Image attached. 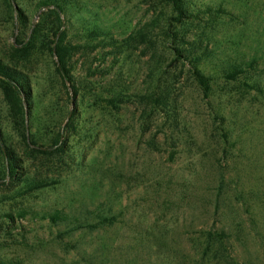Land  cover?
Here are the masks:
<instances>
[{
    "label": "rangeland",
    "instance_id": "obj_1",
    "mask_svg": "<svg viewBox=\"0 0 264 264\" xmlns=\"http://www.w3.org/2000/svg\"><path fill=\"white\" fill-rule=\"evenodd\" d=\"M259 51L264 0H0V264H212L223 229L264 264V97L218 67Z\"/></svg>",
    "mask_w": 264,
    "mask_h": 264
},
{
    "label": "trees",
    "instance_id": "obj_2",
    "mask_svg": "<svg viewBox=\"0 0 264 264\" xmlns=\"http://www.w3.org/2000/svg\"><path fill=\"white\" fill-rule=\"evenodd\" d=\"M58 9H59L58 6H56V12L58 11ZM178 11L179 13H181V9H179ZM215 13H220V12L215 11ZM186 44L188 45V47H190V49L194 48L195 50H199V47L192 48V43L186 42ZM191 51L192 50H189V52H187L186 49L174 50V54H173L174 62H177L179 60L183 61L185 56L182 54V52H184L185 54L188 53V56L186 57L188 58V60L186 61L189 62L188 65L190 66L189 69L191 76L194 82L196 83V85L198 86L199 90L201 91L203 98L207 99L209 98L212 92V83L214 81V78L207 76L199 68L198 61H200V58L196 54H193V52ZM201 51H203L202 52L203 55L210 53L206 46H204ZM55 54L57 55V59H58V64L56 66L57 72L60 74L63 80H67L68 79L67 71L64 66L66 52L61 48L56 47ZM212 56H216L214 51H212ZM191 57H193L195 60L192 61L189 60ZM218 67L220 70V74H219L220 78H223L224 80L231 82L240 81V85L242 89L247 91L245 93H249L250 91H255L256 94L259 93L262 97H264V84L261 79V75L264 73V51H259V53H253L251 55L248 54L245 57H243L242 60L232 59L227 62H220ZM0 72H2L1 69ZM2 73L3 75L2 74L0 75L5 78V80H2V83L5 85L4 91L7 93L8 96L12 97L13 100L16 99L18 100V96L22 92V88L20 87L16 79L11 78V76L8 74H4V72ZM172 83L174 82L164 83L165 86H163L164 87L163 89L159 88V84H161L160 82L155 84L156 88L153 89L151 96L149 98L150 100L149 107L152 114L160 110L166 111V113H168L169 115L173 113L174 106L169 101L168 98L169 94L166 91L169 85H173ZM168 119L175 122L173 116H169ZM155 136L156 135L154 134L153 139L155 138ZM222 137L224 139L227 138L226 134L224 133H222ZM167 139L168 141H171L170 136ZM56 145H60L58 141ZM225 184L226 182H225L224 174H221L218 187L216 188L217 199L221 197L222 195L221 190H224ZM203 234H204V244L202 247L203 253H205L206 255L212 254L214 256L215 261L212 260V264H237L234 261L235 257H233L231 251V249L235 247V242L233 243L230 242L231 236L228 232H226L224 229L221 231L208 230L203 232Z\"/></svg>",
    "mask_w": 264,
    "mask_h": 264
}]
</instances>
